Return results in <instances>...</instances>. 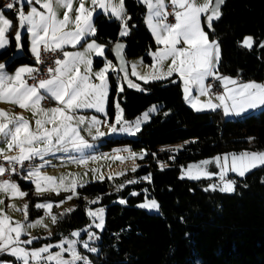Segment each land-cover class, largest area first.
<instances>
[{"label": "trees", "instance_id": "16d2710c", "mask_svg": "<svg viewBox=\"0 0 264 264\" xmlns=\"http://www.w3.org/2000/svg\"><path fill=\"white\" fill-rule=\"evenodd\" d=\"M123 2L128 35L120 38L119 22L98 13L93 19L96 32L92 39L106 47L105 56L114 65L111 47L117 41L126 44L127 60L140 58L150 64V53L156 45L144 23L146 7L136 0ZM4 13L13 26L8 32V48L0 53V59L13 53L16 46L17 18ZM245 36L253 38L251 49L240 45ZM208 37L220 46L217 70L221 75L242 82L264 79V47L260 46L264 43V0L227 1ZM22 49L23 55L15 57L9 68L29 61L25 32ZM103 62L95 59L93 67H100ZM130 81L141 90L125 84L118 69L117 78L114 73L108 75L109 119L114 116L116 101L125 122L133 121L152 105L159 108L141 128L137 139L106 140L100 149L127 145L144 148L147 155L135 171L114 183L105 180L79 188L75 210L56 221L49 240L89 224L85 198H97L105 209V220L96 264H264V166L242 178L231 176L235 181L232 194L206 190L204 181L180 178L181 168L191 163L225 154L264 152V109L226 121L220 111L199 113L190 109L176 75L148 83L130 76ZM166 145L179 147L176 151L160 150ZM160 162L167 163L168 168L160 169ZM145 177H150L149 182H140ZM17 184L30 196L31 184ZM134 192L137 195H132ZM146 198L158 202L159 215L138 207ZM121 200L125 203L121 204ZM34 201L32 198L29 202L30 217L40 215L39 210L31 208ZM13 261L10 256L0 255V264Z\"/></svg>", "mask_w": 264, "mask_h": 264}, {"label": "snow or ice", "instance_id": "6c2138e0", "mask_svg": "<svg viewBox=\"0 0 264 264\" xmlns=\"http://www.w3.org/2000/svg\"><path fill=\"white\" fill-rule=\"evenodd\" d=\"M21 0H16L20 3ZM31 3V0H28ZM79 6L74 9L76 12L75 18L72 19L70 12L73 11V0H36L44 11H38L36 7H32L25 14L22 10L19 11L20 27L27 26V31L31 34V52L36 57L37 63H43L40 57V46L43 45L44 51H56L61 49L64 44H72L75 46L86 35H95L96 29L93 26L92 18L96 9L102 10L105 14L109 11L111 15L122 22L125 20L124 2L123 0H90L92 7L85 6V0H77ZM147 6L148 17L147 24L158 46L155 52L150 53L153 57V73L139 76L146 83L149 79H162L172 76L173 73H178L180 79L184 83L185 99L191 103L192 107L200 111L204 108L215 109L223 107L226 114L235 112L240 114L249 108L264 106V84L255 82L238 84L236 80L221 76L218 73L217 65L221 59V50L219 44L212 40L205 33L201 15L206 16V22L209 29L212 28L214 19L218 20L222 16L221 6L225 0H206L203 4H198L196 0H170L173 11L165 10V0H142ZM9 10L15 9V3L6 5ZM57 8L65 9L63 18H58ZM173 16L175 23H168V17ZM74 25V30H68L69 25ZM12 21L5 18L3 12H0V48H4L8 44L6 33L12 27ZM121 36L128 35L126 23H122ZM17 48H20V32L16 33ZM182 45H186L184 47ZM253 38L245 37L242 41V46L249 49L252 48ZM264 47V43L260 45ZM123 44H117L116 50L119 55V50L123 49ZM95 52L97 56L103 55L102 46L97 45L94 41L87 43L85 52L69 53L63 52V59L55 61V68H49V78L39 80L36 85H28L25 80V75L29 78H35L33 73L38 71L29 66L18 68L14 74L8 75L3 70L5 64L0 63V102L12 103L22 109L30 110L35 119V129L30 127V123L22 116H10L7 112L0 110V135L7 142L8 151L17 150L18 155H4L5 150H0V155L8 162L9 168L6 169L0 166V175H4L6 171L16 172L14 164H23L24 161L30 160L33 157L43 154L65 150L66 145H71L76 151H81L91 147L78 131V126L85 124L83 117H77L76 112L79 109L94 108L98 112L104 111V101L108 95L106 86V72L112 67L111 62H107L105 67L99 72L94 73L95 78L100 81L96 84L90 80L88 73L91 72L92 60L89 54ZM171 60L167 70L162 71L164 62ZM86 67L84 72H81L80 65ZM135 67V66H134ZM133 75H138L135 71ZM208 77H214L221 81L225 88L224 94L216 96L219 104H214L211 99L206 103H201L198 98H193L191 95L192 88L195 87L199 94L207 96L210 93V85L205 84ZM175 82V81H173ZM232 85L233 87H228ZM128 86L139 89V86L128 81ZM46 94L47 98L57 102L56 107L45 109L41 106V101L46 97L41 94V91ZM118 91H123L119 88ZM231 102L230 105L228 102ZM117 107L116 121L119 123L122 119V110ZM150 109L149 111H153ZM147 113L144 114L147 118ZM43 117V118H40ZM100 122L95 117L88 122L89 131L96 127ZM51 125V128L46 125ZM137 130L139 122H137ZM110 131H116L114 125L109 126ZM120 131H131L129 128H121ZM105 133L96 128V136H103ZM39 145H43L40 147ZM135 155V154H132ZM95 159V158H94ZM116 159H121L116 157ZM218 167L220 168L219 178L220 185L210 186L213 190L217 188L221 192H233L235 181L226 179L227 173L233 172L239 176H244L246 173L259 166H264V152H241L239 154H226L223 157V163H220L221 158H215ZM230 161V162H229ZM84 164L86 161L80 159L77 161ZM210 161H202L200 165H189V170L186 173L190 179H199L201 176L208 177L212 175L208 173L204 166ZM196 169V174H193L192 169ZM135 171V168L132 169ZM95 171V170H93ZM102 178V177H101ZM25 179H30L35 184L37 194L44 191H55L57 194L61 190L71 191L76 195L75 188L77 182L73 180L71 184H65L64 178H60L59 183L56 178L42 175L38 168H33L28 172ZM149 179L150 177H145ZM129 183H135L130 181ZM82 187L83 185H79ZM207 190V189H206ZM0 192L10 194L13 197H24L27 193L20 190V187L10 180L0 181ZM137 195V193H132ZM72 199V195L67 197ZM4 201L0 200V204ZM90 203H95L91 201ZM125 203L124 200L120 201ZM15 207V205H9ZM27 205H24V215L27 218ZM141 208L158 209L159 205L155 200L139 205ZM38 209H51V204H36ZM71 211V210H68ZM103 210L97 212H89L88 215L96 217L100 220L95 226L103 227ZM56 216H52V221L55 223ZM41 221H36V224H22L20 222L13 223L7 215L3 214V209H0V252H7L16 257L17 261H22V264H29L31 260L33 264L44 262H54V264H76L77 261H84V264H89L87 257H83L77 253L75 245L76 241L64 239L58 247L60 251L55 253L49 252L53 245H47L34 249L32 251L21 247L22 244H31L35 237L28 240H21L22 234H27L26 229L35 227ZM72 236H79L80 233L73 231ZM89 239L94 237L93 233H88ZM68 247L64 248L63 245ZM84 247L91 252H97L96 248L88 246L84 243ZM63 252H68L71 259H65ZM46 253L47 255H41Z\"/></svg>", "mask_w": 264, "mask_h": 264}, {"label": "rangeland", "instance_id": "374dc122", "mask_svg": "<svg viewBox=\"0 0 264 264\" xmlns=\"http://www.w3.org/2000/svg\"><path fill=\"white\" fill-rule=\"evenodd\" d=\"M136 1L143 4L146 7V13L144 16V23H145L146 28L148 29V31L152 35V32H151V30L147 24V17H148L147 6L142 2V0H136ZM196 2L198 4H203L204 2H206V0H196ZM165 5H166V8H167V6L171 5L170 0H165ZM78 6H79V4H78L77 0H73V11L70 12V16L72 17V19H74L75 15H76V12L74 11V9ZM85 6L86 7L91 6L90 0H85ZM166 8H165V10H166ZM64 11H65V9H63V8H57L58 18H61V19L63 18ZM105 16H108V15H105ZM111 17H112V19H115L119 22L120 32H121L122 23H126L127 17L125 16V20L123 22L117 18H114L113 16H111ZM204 17H206V16L202 14L201 15V22H202L203 29H204V26H203ZM5 18H6V16H5ZM23 28H24L23 30L27 33L28 49H29V47H32V44H31L32 37H31V34L27 31V26H25ZM68 30H74V25L70 24L68 27ZM204 31L208 35V33L206 32L205 29H204ZM120 32H119V35H120ZM16 33H17V30H15V32H14L15 40H16ZM152 37H153V35H152ZM245 37H248V36H245ZM244 38L242 39V41L244 40ZM153 39H154V37H153ZM209 40L212 41V39H210V38H209ZM242 41L240 42L241 46H242ZM154 42H155L156 48L154 49L153 52H155L158 47H162V45L158 46L156 44L155 39H154ZM182 46L187 47L186 45H182ZM40 47H43V45H41ZM244 48L249 49L247 47H244ZM62 49H64V50H62ZM58 50L63 51V52L67 51V52H71V53L85 52L86 47L73 48L72 44H64L63 47L61 49H58ZM15 51H17V52L19 51L20 53H23L21 38H20V48L18 49L17 44H16ZM16 57H19V56H16ZM102 59L104 60L103 64L97 68H93V66H92L93 64H91V72L88 73L90 80L96 84H99L100 81L95 78L94 73L99 72L101 69H103L107 62H111L106 57L102 58ZM151 59H152V61L150 64H144L140 58L129 59L128 60V67H129L130 76L135 78L139 82L146 83L143 79H140L139 76H143L145 74L153 73V71H154V69H153L154 60H153L152 55H151ZM35 60H36V58H35ZM170 63H171L170 59L168 61H165L163 68L161 70L166 71L167 66ZM36 64H38L37 61H36ZM111 65H112V67L109 68L108 71L106 72L107 90H108V85H107L108 75L114 73L116 75V78H117V68L112 62H111ZM55 67H56V65H55ZM85 67L86 66L84 64L80 65L81 72H84ZM35 68H36V65H35ZM133 71H135L138 75H133L132 74ZM173 75H176L180 78L178 73H176V74L173 73L172 76ZM219 75H221V74L219 73ZM221 76H223V75H221ZM169 77H171V76H169ZM169 77H165L162 79H155V80L149 79L148 82L161 81V80H165ZM227 77H230V76H227ZM27 78H26V82H27ZM230 78L236 80L238 84L249 83V82L264 84V79L261 81H243L242 82L238 78H235V77H230ZM208 79H213L214 81H216L220 85V87H221L220 93L216 94V93H213L210 91L209 95L202 96L199 94V91L194 87L195 93L192 91L191 95L193 98H198L201 103H206L209 99H211L214 104H219V101L216 100V96L219 94H224L225 88L222 85L221 81L214 78V77L206 78V80H205L206 85H207ZM238 80H240V81H238ZM228 87H233V86L229 85ZM119 88H121L120 82L118 83V89ZM118 92H121V91H118ZM46 99H49V98L46 97ZM228 103L230 105L231 102L229 101ZM117 104H118V102L116 101L115 102V112H114V116L112 119H109L107 112H106L107 97L105 98V101H104V111L103 112H98L94 108L77 110V112H76L77 117H83L85 119V124L79 125L78 131H79L80 135L84 138V140L89 145H91V147L85 148L81 151H76L69 144V145H66V147L68 149L67 151L61 149L58 151H52V152L45 153V154H43L42 158L40 156L33 157L32 159L36 161L35 162V168H38L42 175H47V176H51V177L56 178L57 183H59V180L62 177L64 178L65 184H71V182L73 180H75L77 182V186L75 188V193L77 192V190L79 188H81L79 186L81 184L84 186L87 184L102 182L105 180H108L111 183H114L115 179L120 178L121 176H123L127 173L133 172V170H132L133 168H135V170H136L137 167L139 166V162L141 160H143L145 158V156L147 155L146 149H144V148L132 149L130 146L122 145V146L114 147L110 150H101L100 145L105 143L106 140H111V139H129V140L137 139L139 131L141 130V128L145 124H147L150 121L151 116L157 111V109L159 108V105H152L146 111H144L140 116H138L136 119H134L131 122H125L123 120V116H122L121 121L119 123H117V121H116V116H117V111H118L117 107H116ZM52 105L57 106V102L55 100H52ZM43 108H45V107H43ZM45 109H47V108H45ZM119 109L121 110L120 105H119ZM150 109H154V110L149 111ZM190 109H192V108H190ZM262 109H264V106H258L256 108H249V109H246L245 111L241 112L240 114H236L235 112H229L228 114H226L223 107H217L215 109L204 108L200 111L193 110V109L192 110L195 112H199V113L220 111L222 116H223V119L227 121V120H235V119H239V118L241 119L242 117L247 116V115L257 114ZM29 113L31 116L30 117L28 116V118H25V119H27L29 121L30 127L35 129L36 117H33V114L30 110H29ZM145 113L148 114L147 118H145V116H144ZM93 117H95L96 120H98L100 123L97 124L96 127L91 128V131H89L88 122H90ZM40 118H43V117H40ZM137 122H139L138 130L136 127ZM112 125L115 126V128L117 129L116 131H110L109 130V126H112ZM46 127L51 128V125L50 124L46 125ZM96 128H99V130L101 132L105 133V135L98 136L94 139L93 137L96 136ZM121 128H129V129H131V131H120ZM39 146L43 147V145H39ZM178 147H179V145H172V146L166 145V146L160 147V150L176 151ZM132 154H135V155H132ZM225 155L216 156V157L221 158L220 163H223V157ZM116 157H120L121 159H116ZM216 157L207 160V161H210V163L204 166V169L208 173H211L212 175H210L208 177L201 176L199 179L188 178V175H186V173L189 170V165H200V163L202 162V161H200L198 163L188 164L185 167L181 168L180 178L190 180V181L207 182V188L206 189L213 190L210 186L221 184V181L219 178L220 168L218 167V165L216 163V160H215ZM80 159H84L86 162L84 164H80L77 162ZM0 161L7 162V161L2 160V159ZM158 167L160 169L168 168V164L164 163V162H160V163H158ZM261 167H263V166H259L255 169H252L248 173H250L256 169H259ZM93 170H95V171H93ZM192 172H193V174H196V169L193 168ZM248 173H246V174H248ZM231 176H236L239 178L244 177V176H239L236 173L229 171L226 175V179L232 181ZM0 181H1V175H0ZM140 182L147 183V182H149V179L143 178ZM15 183L17 184V182H15ZM28 183H29V181H28ZM130 184H134V183H130ZM20 190L27 193V195L24 197H13L10 194H5L3 192H0V200L4 201L3 204H0V209H3V214L7 215L10 218V221L13 223V225L15 224V222H20L22 224L27 225V224H36V221H38V220L41 221V223L37 224L35 227L27 228L26 229L27 234L21 235L20 239L22 241L35 237V239L32 240L31 244H22L21 247H24L27 250L32 251L34 249H39L40 247H43V246L53 245V247H51L49 249V252L55 253L57 251H60V249L58 247H55V245H59L61 243V241L64 239L73 240V241L77 242L75 245L77 253L83 257H87L89 264H96V259L99 255V247H98L99 237H100L101 232L103 231L104 220H105V209L102 208L101 206H99V203H100L99 199L96 198V199L91 200V199L85 198V201L88 202V206L85 209V213H86L87 218L90 220L89 224H87V225H85L79 229L72 230L68 235L60 236L59 239L57 237V239L50 241L49 237H51L52 232L55 231V223H56V222L53 223L52 216H56L57 220H58V219L62 218L64 215L69 214L72 211H74L76 208L75 200L78 197L77 193H76V195H73L71 191L61 190L59 192V194H57L55 191H44V192H41L40 194H37L34 183H32V191L30 193V196H29L28 190H22V189H20ZM216 190L219 191L218 188ZM219 192H221V191H219ZM233 192H231V193L221 192V193L232 194ZM70 195H72V199L67 198ZM32 198H34L35 201L32 202L31 208H33L35 210H39L40 215L30 217L28 207H27V209H26L27 218H25L24 205L29 206V202L31 201ZM152 200H155V199L146 198L139 205L150 202ZM91 201H95V203H90ZM38 203L51 204L52 208L50 210L49 209H42V208L38 209V208H36V204H38ZM156 203L158 204L157 201H156ZM9 205H15V207L14 208L9 207ZM139 205H138V207H139ZM139 208L147 211L148 213L154 214V215L160 214V207L158 209H148V208H141V207H139ZM101 209L103 210V212H102L103 227L97 228L95 225L97 223H100V220L97 219L96 217L89 216L88 213L90 211L91 212H97ZM68 210H71V211H68ZM49 231L51 232V234L48 233ZM73 231L79 232L80 235L75 236V237L72 236L71 233ZM89 232L93 233L94 237H97V238H93L92 240L89 239V235H88ZM54 235H55V233H54ZM85 242L88 243L89 247L96 248L97 252H91L88 250V248L84 247ZM63 247L67 248L68 245L64 244ZM1 254H5V255L13 258L14 261L11 262L10 264H22V261H17L16 257L8 254L7 252H0V255ZM41 255L43 256V255H47V254L43 253ZM62 255L65 259H68V260L71 259L70 254L68 252H63ZM29 264H33V262L30 260ZM40 264H54V262L41 261ZM76 264H84V261L83 260L77 261Z\"/></svg>", "mask_w": 264, "mask_h": 264}, {"label": "crops", "instance_id": "0c3cea01", "mask_svg": "<svg viewBox=\"0 0 264 264\" xmlns=\"http://www.w3.org/2000/svg\"><path fill=\"white\" fill-rule=\"evenodd\" d=\"M9 3H15V9L13 10H9L6 8V5L9 4ZM0 12H3V14L5 15L4 12H8V13H11L13 15L16 16L17 18V28L16 30L17 31H20V38H21V41H22V35H23V32H25L23 29V27H20L19 26V19H18V16H19V11L22 10L25 14H27L30 9L32 7H36L38 11H44V9H42L40 7L39 4L36 3V0H31V3L28 2V0H21L20 3H16V0H0ZM87 7H92L91 6H87ZM3 10V11H2ZM98 13H102L104 15H108V16H112L111 15V12L109 11L107 14H105L102 10L100 9H96V11L94 12L93 14V18H92V23H93V19L95 17L96 14ZM6 16V15H5ZM7 19H9L11 21V19L9 18V16H6ZM115 18V17H114ZM25 27V26H24ZM9 32V31H8ZM8 32L6 33V38L8 39V44H9V38H8ZM26 33V32H25ZM94 35H86L85 37H83L81 39V41L79 43H77L75 46L72 45L73 48H82V47H86L87 43H92L94 40L92 39ZM26 37H27V33H26ZM120 38H124L125 36H120ZM15 39V38H14ZM16 44H17V41L15 40ZM97 45H100L102 46V49H103V55L101 56H97L95 54V52H92L89 54V58L92 60V64H93V61L95 59H98V58H105V51H106V47L104 45H101L99 43H97L96 41H94ZM8 44L6 47L4 48H0V53L2 51H4L5 49L8 48ZM16 47V46H15ZM43 48V47H40V49ZM27 50H28V62H24L18 66H15V67H12V68H9L8 65L9 63L16 57V56H20V55H23V53H20L19 51H15L13 53H11L9 56L3 58V59H0V63L2 64H5V69L3 70L6 74L8 75H12L15 73V71L20 68V67H23V66H29V67H32V68H35V65H36V60H35V56L32 54L31 52V47H29L28 49V38H27ZM58 50V49H57ZM64 50V49H62ZM71 53V52H69ZM93 66V65H92ZM94 68V67H93ZM176 74V73H174ZM28 76L25 75V80ZM179 78V77H178ZM135 79V78H134ZM180 79V78H179ZM181 81V84H182V90H183V98H184V101L186 103V105H188L190 108H192L193 110H195L191 103H189L186 99H185V93H184V83L183 81L180 79ZM28 84V83H27ZM38 84V83H37ZM30 85V84H28ZM107 85H108V82H107ZM31 86V85H30ZM41 91V94L44 95L45 97L46 94L43 93V90H40ZM192 91L194 92V87L192 88ZM195 93V92H194ZM108 97V95H107ZM41 105L45 108H52V107H56L55 105H52V100L51 99H43L42 102H41ZM0 110H3L5 112H7L10 116H22L24 118H28V116L30 117V113H29V110H26V109H22L20 108L19 106L17 105H14L12 103H5V102H0ZM7 149V142H6V139L0 135V150H5L4 151V155H9V156H15V155H18V149L17 150H11V151H8L6 150ZM4 160L3 159V155H0V160ZM1 166V165H0ZM2 181V180H1Z\"/></svg>", "mask_w": 264, "mask_h": 264}, {"label": "built area", "instance_id": "2783aa9c", "mask_svg": "<svg viewBox=\"0 0 264 264\" xmlns=\"http://www.w3.org/2000/svg\"><path fill=\"white\" fill-rule=\"evenodd\" d=\"M167 12H172L173 11V7L171 5L167 6L166 8ZM168 23H174L175 19L173 16H169ZM40 57L41 60L43 61V63H38L36 64V68L38 71L33 73V76L35 77L33 78H27V83L30 85H35L39 80L41 79H46L49 78V73H48V69L51 68H55V61L57 59H63V51H44L43 48H41L40 50ZM240 81V80H238ZM207 85H210V91L213 93H220L221 92V87L220 85L214 81L213 79H208L207 80ZM35 160L30 159L27 161H24L23 164H14L13 166L17 169L16 172H11V171H6L4 175H1V180H10L12 182H25L32 185V180L30 179H25V177L28 175V172L35 168ZM0 165L5 167L6 169L9 168L8 162H4V161H0ZM49 234H51V232H48ZM47 233V234H48ZM51 238V237H49Z\"/></svg>", "mask_w": 264, "mask_h": 264}, {"label": "water", "instance_id": "95a60500", "mask_svg": "<svg viewBox=\"0 0 264 264\" xmlns=\"http://www.w3.org/2000/svg\"><path fill=\"white\" fill-rule=\"evenodd\" d=\"M227 1H229V0H225V3L221 6V9H220L221 12H222V9L225 6ZM220 18L218 20H220ZM218 20L214 19L212 22V28L209 29L207 22H206V17H204L203 26H204V29L206 30L207 33H211L213 31V25ZM117 44H123L124 45L123 49L119 50V55H117V50H116ZM125 52H126V44L123 41H117L111 47V54L114 58L115 66L118 69V71L120 72V74L122 75L125 84L128 85V81H130V72H129L128 60L125 56Z\"/></svg>", "mask_w": 264, "mask_h": 264}]
</instances>
